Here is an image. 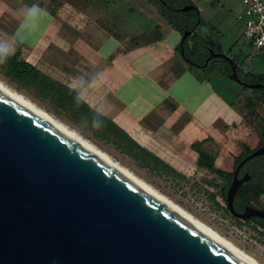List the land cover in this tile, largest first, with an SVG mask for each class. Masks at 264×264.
Wrapping results in <instances>:
<instances>
[{
	"label": "crops",
	"instance_id": "0c3cea01",
	"mask_svg": "<svg viewBox=\"0 0 264 264\" xmlns=\"http://www.w3.org/2000/svg\"><path fill=\"white\" fill-rule=\"evenodd\" d=\"M189 1L198 10V27L215 30L218 40L208 36L247 69L237 20L242 0ZM181 38L146 0H0L3 53L19 50L21 60L74 90L178 174L211 173L199 165L194 144L216 167L231 171L242 152L229 143L244 120L235 103L243 88L216 69L184 60Z\"/></svg>",
	"mask_w": 264,
	"mask_h": 264
},
{
	"label": "water",
	"instance_id": "95a60500",
	"mask_svg": "<svg viewBox=\"0 0 264 264\" xmlns=\"http://www.w3.org/2000/svg\"><path fill=\"white\" fill-rule=\"evenodd\" d=\"M209 53L205 65L221 58L230 80L264 89L243 82L231 56ZM263 155L258 146L236 167L226 204L237 218L264 220L262 209L234 208L239 169ZM0 264L249 263L0 88Z\"/></svg>",
	"mask_w": 264,
	"mask_h": 264
},
{
	"label": "rangeland",
	"instance_id": "374dc122",
	"mask_svg": "<svg viewBox=\"0 0 264 264\" xmlns=\"http://www.w3.org/2000/svg\"><path fill=\"white\" fill-rule=\"evenodd\" d=\"M197 32L212 34L216 40L219 39L215 30L211 31L209 28L203 29L199 26ZM242 41H245V44L240 52L241 57L246 59V64H248V68L244 70L249 69L254 73L264 72V58L257 55L244 37ZM217 59L222 62L221 58ZM0 61H3L0 63V80L6 85L22 93L76 130L115 161L128 168L202 223L233 242L260 264H264V229L252 220L240 219L231 214L224 199L225 181L223 179L211 173L186 178L172 172L150 155L136 148L104 121L71 106L66 97L42 81V76H45L43 73L39 72L36 77L19 76L1 53ZM203 68L207 70L206 67ZM248 100L255 104V111H250L247 117L244 115L242 126L237 128V132L231 136L229 143L230 146H239L241 150H243L242 143L250 148L257 146L263 127L264 106L251 90L243 89L236 96L235 103L240 110L245 111ZM94 123H99L102 127L96 129ZM225 148L224 150H229ZM216 150L218 151V148ZM260 161V159H255L252 163ZM251 202L254 206L264 209V194L258 198L251 197Z\"/></svg>",
	"mask_w": 264,
	"mask_h": 264
},
{
	"label": "trees",
	"instance_id": "16d2710c",
	"mask_svg": "<svg viewBox=\"0 0 264 264\" xmlns=\"http://www.w3.org/2000/svg\"><path fill=\"white\" fill-rule=\"evenodd\" d=\"M150 4H152L166 20L168 23L177 31H179L181 34L185 31L187 26L182 25L179 23V19L186 17V22H195L198 23L199 21V13L198 10L195 8V6L189 1V0H146ZM185 5H192L194 6V9L190 12H184L181 10V8ZM186 23V24H187ZM194 28H192L193 30ZM198 29V28H197ZM209 34L203 33L199 34V32L195 31V34L188 39V41H191V48H194V51L189 50V46L187 43L184 45L180 44L179 47L177 48L178 51L181 53V48H184L182 57L184 60H186L188 63H190L192 66L199 67L195 62H193V57L195 54L200 51L203 48H213L217 52H222V49L218 43H216L213 39H211ZM0 53L3 54V56L8 60L10 63L11 67L15 71L16 74L19 76L22 75H30V76H38L39 71L36 70L32 65L29 63L21 60L19 58L20 51L18 50L14 55L9 56L3 53L0 50ZM206 67L209 70L216 69L220 73H222L224 76L228 77L231 68L229 64L222 59V62L219 61V59H215L212 62H210L207 65H203L200 68ZM238 74L240 79L245 82V83H263L264 84V72H259V73H253V72H244V70L240 67L237 68ZM42 81L47 83L48 85L52 86L55 90H57L62 96L66 97L69 100V104L73 106L74 108L81 110L85 114L91 115L95 118H98L101 121H104L106 124H108L111 128L115 129L117 132H119L122 137H124L126 140H128L131 144H133L136 148L139 150L145 152L146 154L150 155L147 151L142 149L140 146H138L126 133L118 129L116 125H114L113 122L110 120L106 119L105 117L99 115L98 113L94 112L85 102H83L77 95V93L66 87L63 84H60L51 78L47 76H42ZM243 89H248L246 86H242ZM253 92L254 96L257 97V99L261 102V104L264 106V89H249ZM255 104L248 100L247 103V110L242 111V114L247 117L250 113V111H255L254 110ZM263 127L260 133V138L259 142L256 147L264 145V118L262 119ZM194 148L197 149L199 152V165L201 167L206 168L209 172L217 175L223 180H228L233 176L232 172H227L224 171L218 167L215 166L214 159L208 154L203 151H201L198 147L193 145ZM242 152L235 157V162H238L240 159H242L244 156L252 152L255 148H250L247 144L242 143ZM153 157L158 163L162 164L164 167L170 169L172 172L177 173L173 169H171L169 166L164 164L162 161H160L158 158L150 155ZM261 161L258 162V167L260 168L259 170L255 171L254 177L258 178V181H251L248 185L243 186L242 188L239 189L237 193V198L240 200L242 203L241 207L244 206V204H249L251 197L257 198L261 194L264 193V155L258 157ZM225 199V198H224ZM254 223L258 224L260 227L264 229V222L252 218L250 219Z\"/></svg>",
	"mask_w": 264,
	"mask_h": 264
},
{
	"label": "bare ground",
	"instance_id": "6f19581e",
	"mask_svg": "<svg viewBox=\"0 0 264 264\" xmlns=\"http://www.w3.org/2000/svg\"><path fill=\"white\" fill-rule=\"evenodd\" d=\"M0 88L4 90L6 93H8L10 96L15 98L17 101H19L21 104L26 106L28 109L33 111L35 114H37L39 117L44 119L45 121L49 122L50 124L56 126L57 128L65 131L72 137H74L76 140L81 142L83 145L88 147L90 150L95 152L97 155L102 157L104 160H106L108 163L113 165L115 168L120 170L122 173L127 175L129 178L134 180L136 183L141 185L143 188L148 190L150 193L155 195L157 198L162 200L164 203L169 205L171 208L176 210L178 213L183 215L185 218L190 220L192 223L197 225L199 228L204 230L206 233L211 235L213 238L218 240L220 243L225 245L227 248L232 250L234 253H236L238 256H240L242 259L247 261L249 264H260L257 260H255L252 256H250L248 253H246L244 250L236 246L233 242L229 241L228 239L221 236L218 232L214 231L209 226L202 223L200 220L195 218L193 215L188 213L186 210H184L181 206L177 205L175 202L170 200L168 197H166L164 194L159 192L157 189H155L153 186L146 183L144 180L139 178L137 175H135L133 172H131L128 168L123 166L122 164L115 161L111 156H109L106 152L101 150L99 147H97L95 144H93L90 140L83 137L80 133H78L76 130L68 126L67 124L63 123L53 115H51L49 112H47L45 109L34 103L32 100L24 96L22 93L16 91L12 87L6 85L3 81L0 80Z\"/></svg>",
	"mask_w": 264,
	"mask_h": 264
},
{
	"label": "flooded vegetation",
	"instance_id": "af4514ba",
	"mask_svg": "<svg viewBox=\"0 0 264 264\" xmlns=\"http://www.w3.org/2000/svg\"><path fill=\"white\" fill-rule=\"evenodd\" d=\"M185 26H187V28L185 29V30H189V31H191V34L185 39V41H184V43H183V45L185 44V43H187V45L189 46V50L190 51H194V48H191L192 46V44H191V41H188V39L190 38V37H192L194 34H195V31H197V28H198V23H196V25H195V22H190V23H188V24H185ZM192 28H194L193 30H192ZM183 34V33H182ZM184 49V48H183ZM213 49V48H212ZM214 50V49H213ZM215 51V50H214ZM215 52H217V51H215ZM209 48H203V49H201L200 51H198L196 54H195V56L193 57V62H195L199 67H201V66H203V65H205V63H206V61H207V59H208V57H209ZM216 58H212V59H210L209 61H208V64L210 63V62H212L213 60H215ZM243 69V68H242ZM244 70V69H243ZM244 72H245V70H244ZM245 157V156H244ZM243 157V158H244ZM242 158V159H243ZM242 159H240L238 162H235V158H234V161H233V165H232V170L231 171H227V172H232L233 173V176H234V172H235V170H236V167H237V165L242 161ZM255 159H258V157L257 158H253V159H251L250 161H247L244 165H242L241 166V168L239 169V171H238V173H237V177H238V179H242V178H244V177H246V180L242 183V185L239 187V189L240 188H242L243 186H245V185H248L251 181H258V176L257 177H254L253 178V176H254V174L253 173H255L254 172V170L255 171H257V170H259L260 168L258 167V162L257 163H252V161H254ZM225 171V170H224ZM233 176L230 178V179H228V180H224L225 181V183H224V186H223V194H224V198H225V201H226V192H227V190H228V187H229V185H230V183H231V181H232V179H233ZM239 189L237 190V193H238V191H239ZM237 193H236V195H235V197H234V208H235V210L236 211H243V209H244V207L245 206H247V205H250V206H254L253 204H252V202H251V199H250V203L249 204H244V206L243 207H241V206H239V205H241V201L240 200H238V198H237ZM264 194V193H263ZM263 194H261V195H263ZM260 195V196H261ZM259 196V197H260ZM258 198V197H257ZM227 205V204H226ZM254 207H257V206H254ZM228 208V207H227ZM257 208H259V209H262V210H264L263 208H260V207H257ZM250 219H252V218H250ZM249 219V220H250ZM256 219H259V220H261V221H263L264 222V220L263 219H260V218H256Z\"/></svg>",
	"mask_w": 264,
	"mask_h": 264
},
{
	"label": "built area",
	"instance_id": "2783aa9c",
	"mask_svg": "<svg viewBox=\"0 0 264 264\" xmlns=\"http://www.w3.org/2000/svg\"><path fill=\"white\" fill-rule=\"evenodd\" d=\"M244 9L237 14L243 24V37L261 58H264V3L262 0H242Z\"/></svg>",
	"mask_w": 264,
	"mask_h": 264
},
{
	"label": "clouds",
	"instance_id": "9594fccd",
	"mask_svg": "<svg viewBox=\"0 0 264 264\" xmlns=\"http://www.w3.org/2000/svg\"><path fill=\"white\" fill-rule=\"evenodd\" d=\"M2 62H3V61H0V63H2ZM100 127H102L101 124H99V123H94V128L99 129Z\"/></svg>",
	"mask_w": 264,
	"mask_h": 264
}]
</instances>
